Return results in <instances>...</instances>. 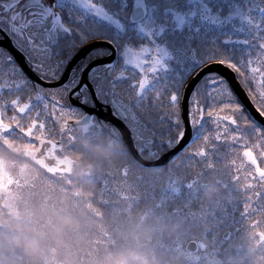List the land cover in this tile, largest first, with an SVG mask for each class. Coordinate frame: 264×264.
<instances>
[{"label": "snow or ice", "instance_id": "6c2138e0", "mask_svg": "<svg viewBox=\"0 0 264 264\" xmlns=\"http://www.w3.org/2000/svg\"><path fill=\"white\" fill-rule=\"evenodd\" d=\"M98 106L122 127L101 120ZM96 124L153 177L163 169L140 161L187 135L163 191L190 203L210 174L225 176L229 194L202 216L206 236L231 239L238 198L241 218L264 213V0H0V138L19 132L40 145L27 150L47 144L51 157L57 143L49 132L63 138L71 125ZM6 176L0 170V191L13 183Z\"/></svg>", "mask_w": 264, "mask_h": 264}, {"label": "rangeland", "instance_id": "374dc122", "mask_svg": "<svg viewBox=\"0 0 264 264\" xmlns=\"http://www.w3.org/2000/svg\"><path fill=\"white\" fill-rule=\"evenodd\" d=\"M48 136L57 143L51 157L47 144L35 154L27 150L29 143H36L37 148L40 145L19 132L0 138V170L7 174L5 183L7 177L13 180L7 190L0 191V250L14 260L8 264H150L165 249H171L169 257L181 264H220L209 243L229 246L248 257L264 248V239L257 234L262 232L258 223L253 226L261 214L248 216L252 218L247 224L240 216L242 198L236 200L231 239L225 240L223 231L205 235L202 213L226 199L225 176L210 174L189 203L186 197L163 191L173 158L163 165L145 166L163 169L153 177L131 165L126 145L107 125L96 124L87 130L71 125L63 138L58 129ZM85 151L92 154L87 162ZM184 162L183 158L176 161L181 171ZM45 164L64 170L52 173ZM128 166L131 170L125 178L121 170ZM137 176H143V181ZM153 178L159 180L154 189L148 184ZM231 195L237 197L235 192ZM179 205H190L191 217L172 211ZM228 210L233 208L228 206ZM244 222L246 225L241 224ZM188 226L195 229L192 234L186 230L188 238L182 244L178 232ZM26 241L38 242L39 254H31ZM197 243L203 247L197 248Z\"/></svg>", "mask_w": 264, "mask_h": 264}, {"label": "trees", "instance_id": "16d2710c", "mask_svg": "<svg viewBox=\"0 0 264 264\" xmlns=\"http://www.w3.org/2000/svg\"><path fill=\"white\" fill-rule=\"evenodd\" d=\"M70 153H72V151H70ZM85 153L87 154V157H85V162H87L88 160H86V159L89 156H92V154H90L86 151H85ZM95 155H98V154H95ZM189 206L190 205H188L187 207H184L182 205H179L177 207H174L175 209H173L172 211H174L175 214H182L183 212H185V213H187V215L189 217H191V211L193 212V210L190 209L191 206L190 207ZM250 218H252V217H250ZM250 218L245 217V222L246 221L251 222ZM257 218H258L257 220L259 221V223L257 225L258 226L257 229L264 231V213H261V216H257ZM245 222L241 223V224L246 225ZM249 222H246V223L249 224ZM186 225H187V222H185L182 226L185 227ZM190 225H192V224H190ZM188 227L187 228H180L181 230H179V232H178V235H180L178 237V239H181L180 243H182V244H185L186 239L188 238L187 235L184 236L186 230L191 231V234H192V231L195 229L194 227L191 228V226H188ZM222 246L223 245L217 246L216 244H213V243L208 244V248L210 249V251H216L215 252V254L217 255L216 260L220 264H232L233 263L232 261H235V264H237V263L238 264H264V248L261 249V251H259L260 249H258L255 255L248 257V256H242V254L239 251H237V249H230L229 246H226L223 248ZM177 247L179 248V246H177ZM169 250H171V249L160 250V252L156 254V258L155 259L153 258L151 260L150 264H152L153 261H158V263L156 262L154 264H166L167 261H169L170 264H181V262H179L178 260H176V259L173 260L172 258L169 257V254H168ZM3 251L4 250H2V249L0 250V256H3L7 260V262H8V260L14 261V260L8 258L9 254L6 255ZM176 252H177V254H179L178 251H176ZM243 255H244V253H243Z\"/></svg>", "mask_w": 264, "mask_h": 264}, {"label": "water", "instance_id": "95a60500", "mask_svg": "<svg viewBox=\"0 0 264 264\" xmlns=\"http://www.w3.org/2000/svg\"><path fill=\"white\" fill-rule=\"evenodd\" d=\"M3 47L10 48V45H8V43L5 41L3 44ZM85 47L89 48V47H91V44L86 45ZM13 55L17 56L18 60L21 61V67H24L22 57H20V55L18 53H15V52H13ZM82 55H83V53H81V56ZM24 70H25V72L28 71V69L26 67H24ZM221 71H223V70H221ZM29 74L31 75V73H29ZM32 78L36 79L34 75L32 76ZM244 102L247 106V102L246 101H244ZM84 110H85V112L89 111L88 108H85ZM95 111H96V114L99 116V118H101L105 121H110L111 123H115V124H117L118 127H122V125H120L118 121L114 120L110 116L108 108H107V110H105L103 107L98 106ZM125 138L127 139V133L125 134ZM188 142H189V137L186 135L184 140H182L176 148H174L170 151H165L158 159H154V160H150V161H140V163H142L144 166H148V167H154L157 165L166 164L167 162H169L170 159L173 158V156L175 154H177L182 148H184ZM133 155H135V152H133ZM137 159H139V157H137ZM166 264H170L169 261H167Z\"/></svg>", "mask_w": 264, "mask_h": 264}, {"label": "clouds", "instance_id": "9594fccd", "mask_svg": "<svg viewBox=\"0 0 264 264\" xmlns=\"http://www.w3.org/2000/svg\"><path fill=\"white\" fill-rule=\"evenodd\" d=\"M25 247L31 254L33 255L39 254L40 249H39L38 242L26 241ZM0 264H8L7 260L3 256H0Z\"/></svg>", "mask_w": 264, "mask_h": 264}, {"label": "flooded vegetation", "instance_id": "af4514ba", "mask_svg": "<svg viewBox=\"0 0 264 264\" xmlns=\"http://www.w3.org/2000/svg\"><path fill=\"white\" fill-rule=\"evenodd\" d=\"M105 110H107V107H103ZM85 111V110H84ZM101 119V118H100ZM101 120H103V119H101Z\"/></svg>", "mask_w": 264, "mask_h": 264}]
</instances>
